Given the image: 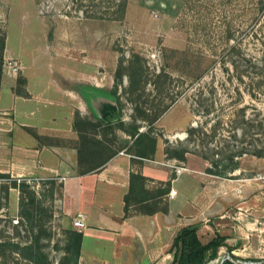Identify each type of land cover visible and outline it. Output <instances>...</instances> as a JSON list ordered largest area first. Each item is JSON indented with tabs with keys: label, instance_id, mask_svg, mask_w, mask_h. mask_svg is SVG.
<instances>
[{
	"label": "rangeland",
	"instance_id": "1",
	"mask_svg": "<svg viewBox=\"0 0 264 264\" xmlns=\"http://www.w3.org/2000/svg\"><path fill=\"white\" fill-rule=\"evenodd\" d=\"M118 1L0 0V35L6 36L3 76L18 77L21 82L26 70L32 72L26 66L43 65L50 67L49 71L54 67L58 75V65L94 63L97 73L105 72L106 78L114 79L112 90L121 91V102L115 96L111 107L121 105L123 119L132 122L136 116L141 122L146 115L151 119L159 114L153 123L154 131L161 134L158 147L165 149L168 138L175 144L183 141L192 149L186 161L171 158L175 170L189 165L206 170L210 162L195 149L264 144V125L252 126L264 122V78H258L255 72L239 77L233 63L223 58L229 45L237 43L240 51L225 58L233 57V61L246 65L247 59L254 57L255 62L264 63V11L256 13L254 20L250 0H128L126 13L121 16ZM227 22L235 31L231 41L223 38ZM258 79L263 81L261 86L256 84ZM201 95L209 98L210 113L202 111ZM102 108L110 110L105 104ZM193 125H203L209 132L216 127L217 136L205 147L202 134L194 138L188 135ZM108 137L114 146L132 139L119 128ZM160 155L158 158H170ZM240 161L241 167L232 174L253 191L257 204L264 199V182L254 176L264 170V157L245 153ZM52 179L56 184L49 181ZM27 180L42 199L40 215L51 233L44 243L52 264H71L63 257L67 231L76 227L61 208V180L49 176ZM8 184V177H0V241L31 239V222L21 217L20 200L16 205L14 195L8 196ZM253 220L256 233L236 246L233 253L237 258L223 246L219 256L206 264H223L225 259L239 264L264 263V217ZM253 220L241 222L250 224ZM246 223L241 224L246 228ZM202 238L210 236L204 234ZM109 260L80 257L78 264H172L173 253L167 263L161 259L157 263L146 259ZM0 264L34 262L8 249L0 252Z\"/></svg>",
	"mask_w": 264,
	"mask_h": 264
},
{
	"label": "crops",
	"instance_id": "2",
	"mask_svg": "<svg viewBox=\"0 0 264 264\" xmlns=\"http://www.w3.org/2000/svg\"><path fill=\"white\" fill-rule=\"evenodd\" d=\"M93 64L58 65V75L54 67L49 71L43 65L26 66L32 72L25 69L21 82L18 77L3 76L0 173L19 179L65 177L60 195L64 214L70 221L80 212L86 215L87 225L79 229L83 259L156 263L161 259L167 263L174 237L189 224L199 226L201 238L210 236L203 241L218 232L235 249L255 235L253 219L264 217V199L256 204L253 191L233 174L220 177L190 165L175 170L171 158H158L166 154L163 147H158L155 158H142L123 148L103 166L79 170L76 112L95 120L115 109L111 105L116 101L111 92L114 79L97 73ZM104 104L110 107L108 112ZM133 175L144 179L137 181ZM172 188L177 190L174 196ZM128 194L131 199L126 208ZM9 195H14L18 205V188L10 187ZM141 195L144 199L138 200ZM241 219L253 221L248 224Z\"/></svg>",
	"mask_w": 264,
	"mask_h": 264
},
{
	"label": "trees",
	"instance_id": "3",
	"mask_svg": "<svg viewBox=\"0 0 264 264\" xmlns=\"http://www.w3.org/2000/svg\"><path fill=\"white\" fill-rule=\"evenodd\" d=\"M250 8L259 14L260 11H264V0H250ZM117 12L123 16L126 13L128 7V0H119ZM235 31L230 22L226 23L223 38L232 40ZM6 46V36L4 33L0 35V83L3 77V61H4V49ZM230 50L227 54L223 55L225 61L233 63L234 70L239 73V77L243 74L256 73L258 78H264V63L255 62L257 61L254 57L247 59L246 65L243 63H237L231 59L225 58L231 56L235 52L240 51L241 47L237 43L229 45ZM254 60V61H253ZM141 68V67H140ZM228 72L230 69L225 65ZM253 69V70H251ZM144 72V68H143ZM116 83V82H115ZM258 86L263 84V81L258 79L256 81ZM114 95L117 97L118 102H121V95L115 89L112 90ZM209 98L199 97V109L204 113H210L212 104L208 102ZM167 106L161 110L165 111ZM142 112H145L142 109ZM160 112V113H161ZM142 117V121L145 123L138 122L137 117L134 116L132 122H127L123 119V108L118 106L114 110H111L105 117H101L97 120L89 117H83L79 111L76 112L75 126L79 130V140L77 141V147L79 151V170L81 172H87L95 170L103 166L112 156H114L121 149L126 148L132 154L140 156L142 158H155L158 149L159 136L161 134L156 133L153 129V123L158 119L159 114L151 119ZM144 118V119H143ZM144 130H141L144 126ZM254 125H264V122H259ZM122 129L128 135L131 136L130 140L122 141L119 146H114L108 136L110 133L116 134L117 129ZM188 135L190 138L194 136L201 137L205 144L208 146V142L212 141L217 136V128L213 127L212 131L206 130L203 125H193L188 128ZM117 137V136H116ZM165 153L170 158H178L182 161H186L188 158V152L192 149L188 145L180 141L178 144L170 142L168 138L165 139ZM252 147L249 146H235L233 148L230 145L225 146V149H217L208 147V149L200 151L195 149L202 154L204 159L210 162V165L206 167L208 173L214 174L220 177H230L232 173L241 167L240 157L245 153L264 157V144L259 146L257 142H253ZM204 147V148H205ZM213 150V152H211ZM0 177H8L10 184L5 185L7 192L10 187H16L20 190V203L21 210L20 215L24 220L31 222L30 231L32 232L31 239L13 241L11 239H5L0 241V252H5L10 249L16 251L24 258H27L34 262V264H52L49 253L46 250L44 238L50 236V232L44 226V222L41 217V198H38V191L32 188V185L28 182L27 178H13L8 173H0ZM135 180L144 179L141 175H133ZM53 185L56 184V180H49ZM1 188V186H0ZM130 195L126 196V208L130 204ZM143 200L144 195L137 198ZM143 207V206H142ZM167 208H164L166 210ZM24 223V221H22ZM199 226L197 224H189L182 227L174 237V240L169 248V251L173 253L172 264H206L210 260L219 256L220 248L227 246L232 256L237 258L238 256L233 253L235 247L229 245L226 242L227 236L221 233H216L209 241L205 242L199 235ZM68 239L65 245L64 260L70 261L71 264H78L83 243V232L77 228L68 229ZM223 264H239L232 259H225ZM264 264V263H261Z\"/></svg>",
	"mask_w": 264,
	"mask_h": 264
},
{
	"label": "built area",
	"instance_id": "4",
	"mask_svg": "<svg viewBox=\"0 0 264 264\" xmlns=\"http://www.w3.org/2000/svg\"><path fill=\"white\" fill-rule=\"evenodd\" d=\"M255 179L257 180H261L264 182V170L263 171H259L255 174L254 176ZM65 177H61L60 180H64ZM177 193L176 188H172L170 190V195L174 196ZM73 225L77 228V229H82L84 227H86L87 223H86V215L82 212L78 213L77 215H75L72 219ZM224 259V258H223Z\"/></svg>",
	"mask_w": 264,
	"mask_h": 264
},
{
	"label": "water",
	"instance_id": "5",
	"mask_svg": "<svg viewBox=\"0 0 264 264\" xmlns=\"http://www.w3.org/2000/svg\"><path fill=\"white\" fill-rule=\"evenodd\" d=\"M141 130H144L143 128H141ZM244 264H247V263H244Z\"/></svg>",
	"mask_w": 264,
	"mask_h": 264
}]
</instances>
